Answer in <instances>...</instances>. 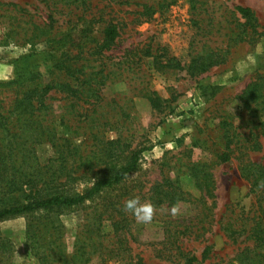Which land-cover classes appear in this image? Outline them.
<instances>
[{"label": "rangeland", "instance_id": "374dc122", "mask_svg": "<svg viewBox=\"0 0 264 264\" xmlns=\"http://www.w3.org/2000/svg\"><path fill=\"white\" fill-rule=\"evenodd\" d=\"M144 3L153 7L151 13H139ZM239 5L252 10V25L237 12ZM108 23H115L119 31L112 46L99 54L90 45L83 48L86 57L95 59L87 70H100L105 82L99 81L96 94L83 99L58 91L48 94L46 110L34 121H40L47 139L37 145L38 157L31 164L55 165L51 150L54 144L65 142L59 138H67L78 153L66 155L65 166L72 170L66 187L82 191L103 173L105 163L100 156L108 147L106 142L120 137L116 146L124 155L133 148L141 150L137 169L80 207L0 221V234L12 246L6 263L39 264L26 238L30 225L38 231L59 232L57 241L65 254L78 249V238L98 235L106 243L114 237V246L120 241L121 254L108 259V264L139 258L146 264L182 263L177 246L169 244L165 233V226L177 228L183 231L178 246L197 256L196 264H221L252 244L250 239L243 240L247 233L234 241L223 227L234 221L241 224L254 207L241 164H264L259 125L263 117L244 108L241 98L249 83L264 75V0H199L196 8L190 0H0V84L24 80L28 70L44 75V82L51 78L47 71L53 62L52 49L39 41L44 35L79 36L80 31H88L99 39ZM209 52L215 61L200 72L159 68L153 63L154 57L164 63L171 56L187 66L197 53ZM151 92L164 99L160 109L150 106L146 94ZM22 122L13 120L11 128L18 132L22 131L19 125L31 129L25 126L30 125L27 120ZM249 130L259 132L260 147L241 146L233 137ZM227 135L234 151L228 161L214 163L216 154L225 148ZM24 143L30 144L22 141L19 146ZM202 163L210 165V196H204L192 177L193 165ZM157 188L176 192L177 201H152ZM21 195L6 196L0 204L22 201ZM134 197L153 205L151 222H139L125 210V202ZM96 208L103 213L95 212ZM206 246L210 252L203 260ZM96 260L97 254H92L87 264Z\"/></svg>", "mask_w": 264, "mask_h": 264}, {"label": "trees", "instance_id": "16d2710c", "mask_svg": "<svg viewBox=\"0 0 264 264\" xmlns=\"http://www.w3.org/2000/svg\"><path fill=\"white\" fill-rule=\"evenodd\" d=\"M199 0H190L192 8H196ZM140 14H148L153 11L151 5L142 4ZM237 12L241 17L245 18L248 25H252L250 20H255L252 10L247 6H237ZM89 22V21H88ZM34 29L41 30L40 26H35ZM42 33V30L40 31ZM118 26L115 23L106 24L100 31V38L91 35V32L80 31L79 36L70 34H46L42 40H39L50 47L52 53V64L47 71V75L51 76L44 82V75L40 73H32L28 70V75L24 80L20 79L9 81L0 84V200L6 196H12L19 192L23 196L22 201L12 203L2 202L0 204V221L22 214H31L43 210L54 209H73L82 206L88 200H93L95 197L104 192L112 190L116 185L122 182L124 177L137 169V161L141 150L133 148L128 150L124 155L123 150L118 148L119 139L107 141L108 147L102 149L100 159L105 163L103 173L97 177L95 182L90 186L85 187L82 191H70L66 187V181L71 176L70 169L65 166L66 155L77 154V148L71 146L67 138H59L65 142L54 144L55 150L52 149V161L55 165L49 164L48 167H39L37 164L32 167L31 160L37 159V145L46 143L47 133L39 122H34L38 119L39 114L46 110V98L52 91H58L66 94L71 98L83 99L92 93L96 94L97 84L104 83L106 76L95 69L87 70L89 63L95 59H89L83 53V48L87 45L98 54L104 48H110L118 36ZM43 35V34H42ZM49 35V36H47ZM74 48V49H73ZM77 48V49H76ZM75 50V51H74ZM58 52V53H57ZM92 52V54H95ZM89 54V53H88ZM163 52L161 56H165ZM212 53H197L187 66L181 65L180 62L171 56H166V61L163 63L156 60L154 57V65L156 67H168L186 69L188 72H200L207 69L215 60ZM25 58V57H23ZM27 72V71H26ZM213 90L216 86L211 87ZM204 91V88H203ZM205 93V92H203ZM146 98L152 108L160 109L164 99L158 96L155 92L146 94ZM243 98V106L251 113H258L263 120L260 122V128L264 136V75L259 76L249 83L247 90L241 95ZM263 115V116H262ZM21 119L28 121L25 126L31 129H25L19 125L21 132L13 130L11 125L13 120L19 122ZM36 123V124H35ZM33 124H35L33 126ZM259 135V132H258ZM257 133L249 130L245 134H237L233 136L237 143L241 146L256 149L261 144L258 140ZM243 137V138H242ZM227 141L223 151L216 154L214 163H223L230 159L233 148H230L232 139L226 136ZM22 141H28L30 144L19 146ZM245 144V145H244ZM104 157L107 158L104 161ZM51 161V162H52ZM244 162V161H243ZM242 162V163H243ZM34 163V162H33ZM210 165L207 163L194 164L192 177L195 184L199 186L201 191H204V196H210L212 190L213 179L209 171ZM241 175L249 183V192L254 196V207L252 208L251 216L242 217L241 224L227 223L223 227L225 235L236 241L237 235L247 233L245 238L252 241L251 246L245 245L240 248L236 254L221 262V264H264V164L259 161L244 162L240 166ZM46 168V169H45ZM65 180H62L63 177ZM177 193L169 191V189L157 188L152 194V201L157 203L176 202ZM172 201V202H171ZM105 208V204L103 205ZM95 209L98 214L102 211ZM100 213V214H101ZM173 224L172 220H169ZM237 225L238 227H236ZM183 231L170 229L165 226L167 233V241L171 245H175L176 254L181 256L184 261L177 264H196L198 257L189 255V252L181 251L178 242ZM117 230L114 233L116 236ZM96 238L88 236L78 238V249L71 254H65L64 248H61V243L57 240L60 237L59 232L49 230H37L30 225L26 230V238L30 243V250L34 257L37 258L39 264H87L89 256L97 254V260L92 264H108L107 260L113 256H120V241L119 245L114 246L113 238H110L104 243L100 242V237ZM90 244H87L89 243ZM108 242V243H107ZM59 243V244H58ZM181 243V242H180ZM56 246L53 247L52 245ZM85 244L90 245V250L85 249ZM12 246L8 238L0 234V264H7L10 250ZM117 251L118 253L114 254ZM209 246H206L202 253L201 259H206L209 254ZM208 257V256H207ZM125 264H146L137 259L135 262H127Z\"/></svg>", "mask_w": 264, "mask_h": 264}, {"label": "clouds", "instance_id": "9594fccd", "mask_svg": "<svg viewBox=\"0 0 264 264\" xmlns=\"http://www.w3.org/2000/svg\"><path fill=\"white\" fill-rule=\"evenodd\" d=\"M124 208L131 212L137 221L143 223L151 222L154 214V208L151 203H141L139 197H134L125 202ZM175 211V209L173 210Z\"/></svg>", "mask_w": 264, "mask_h": 264}]
</instances>
